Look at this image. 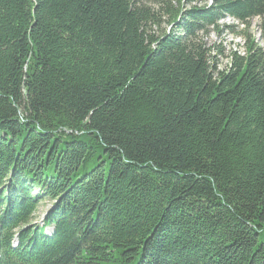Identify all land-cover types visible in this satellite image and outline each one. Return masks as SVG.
<instances>
[{
    "label": "trees",
    "instance_id": "obj_1",
    "mask_svg": "<svg viewBox=\"0 0 264 264\" xmlns=\"http://www.w3.org/2000/svg\"><path fill=\"white\" fill-rule=\"evenodd\" d=\"M199 1L0 0V231L33 225L31 264H264V50L219 70L204 39L264 0Z\"/></svg>",
    "mask_w": 264,
    "mask_h": 264
},
{
    "label": "rangeland",
    "instance_id": "obj_2",
    "mask_svg": "<svg viewBox=\"0 0 264 264\" xmlns=\"http://www.w3.org/2000/svg\"><path fill=\"white\" fill-rule=\"evenodd\" d=\"M214 3V0H201L192 5H206L210 6ZM190 5V6H192ZM188 6V8L190 7ZM264 18V17H263ZM262 19V18H261ZM218 32H210L206 38L207 45L214 46L212 48L213 54H215L217 61V69H225L227 67L226 62L229 60V54L232 51H236L237 54L242 55L245 52L248 42L253 41L264 50V21L263 19H257L256 17H251L250 21L246 24L239 22L237 19L227 16L218 21ZM218 53H215L216 50ZM224 71V70H223ZM52 204L47 200L38 202L35 220L38 221L42 219L43 214L46 212L47 208Z\"/></svg>",
    "mask_w": 264,
    "mask_h": 264
}]
</instances>
